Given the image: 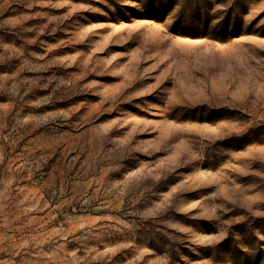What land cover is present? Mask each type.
Returning a JSON list of instances; mask_svg holds the SVG:
<instances>
[{
    "label": "rangeland",
    "instance_id": "1",
    "mask_svg": "<svg viewBox=\"0 0 264 264\" xmlns=\"http://www.w3.org/2000/svg\"><path fill=\"white\" fill-rule=\"evenodd\" d=\"M0 264H264V0H0Z\"/></svg>",
    "mask_w": 264,
    "mask_h": 264
}]
</instances>
